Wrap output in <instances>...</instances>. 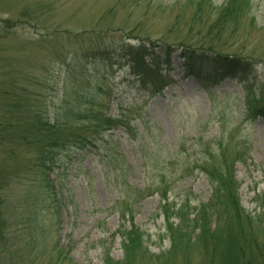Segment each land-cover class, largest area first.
Returning a JSON list of instances; mask_svg holds the SVG:
<instances>
[{"label": "rangeland", "instance_id": "rangeland-1", "mask_svg": "<svg viewBox=\"0 0 264 264\" xmlns=\"http://www.w3.org/2000/svg\"><path fill=\"white\" fill-rule=\"evenodd\" d=\"M212 2L220 7L223 0ZM241 12L215 29L218 9L197 11L195 0H0V116L19 109L52 116L63 99L59 69L72 61L76 69L85 63L90 80H78L84 86L101 84L99 101L111 99L109 114L128 124L115 122L102 130L99 148L65 150L49 174L51 189L38 187L42 175L34 166L7 169L12 179L4 195L21 197L12 209L31 206L45 230L37 232L35 264H105L106 256L112 264H224L227 240L208 237L170 247L160 235V190L169 207L187 201L181 211L212 197L207 205L212 227L217 224L222 236L229 225L238 232L239 216L227 209L225 195L211 196L207 176L193 163L201 155L214 157L221 167L233 162L240 206L264 223V209L257 204L264 197V117L255 107L264 104V0H250ZM142 40L157 50L164 42L172 48L170 62L154 61L151 75L145 72L140 80L121 47L134 48ZM184 44L199 53L193 73L179 54ZM212 51L249 65L245 71L227 70ZM247 92L254 107L245 111L239 101ZM198 147L202 154H195ZM131 222L145 238L128 255L115 231ZM243 228L258 232L260 245L245 238L252 245L239 264H264V231L253 224ZM28 239L21 236L18 243L26 248ZM56 242L68 259L57 256ZM19 252L0 250V257L5 255L0 264L20 258Z\"/></svg>", "mask_w": 264, "mask_h": 264}, {"label": "trees", "instance_id": "trees-1", "mask_svg": "<svg viewBox=\"0 0 264 264\" xmlns=\"http://www.w3.org/2000/svg\"><path fill=\"white\" fill-rule=\"evenodd\" d=\"M249 1L223 0L220 7L213 5L212 0H195V4L197 11L202 10L204 7L208 11L214 7L218 9L216 17V20H218L214 23L216 25L215 29H217L218 26H224L229 21H233L236 18L239 19L243 13L241 12L242 9H246ZM218 31L221 33L223 30L220 29ZM154 46L157 45L153 43L145 45V42L142 40L137 45H134V48L132 46H127V48L121 47L124 55L128 57L130 72H136L135 74L139 75L140 80H143L145 72H149L151 75L154 61H157L158 64L170 62L172 47L166 42H164L162 47L158 46L159 50L154 49ZM212 52L216 56V61L224 65L227 70L245 71L244 65H249L241 57L219 51ZM179 54L184 59L188 73H193L195 71L194 60L195 58L196 61L200 59L195 54L199 53L188 50L184 44ZM137 56L138 59H136ZM145 57H148V61L143 60ZM45 66L47 65H44V68ZM76 67L77 65L74 66L72 61L69 63L67 61L65 68L61 67L59 69L58 73L61 76L60 81L62 85L61 96H63V99L57 103L52 116H49L48 112L23 109L14 111L12 115L0 116V250L7 254H9L11 249L20 251V258H12L10 264H35V261L38 262L36 236L37 232L44 229L40 227L39 223L37 224L36 211L30 208L31 206L26 204V207L19 212L12 209L13 202L16 204L21 197L13 199L11 196L4 195L5 186L12 179V177H9L10 173L7 169L11 168L13 164L14 170L18 172L24 166L28 169L34 166L42 175L39 179L38 187L42 188L44 186L47 188L48 186L51 189L53 186L50 183L52 179L49 174L65 150H89V147L92 146L99 148L100 143L104 141V137H101L102 130L112 129L117 125L114 124L115 122L121 123L124 127L128 126L125 122H120L115 116L109 114L108 108L111 99L108 98L103 102L99 101L98 97L101 93L100 91L103 89L101 84L91 83L84 86L78 80L79 77L85 78L88 81L90 80L87 75L89 69L85 66V63L81 69H76ZM61 69H63L62 73ZM156 73L160 74L158 70H156ZM161 76L163 77V74ZM164 79L168 81V76L166 77L165 75ZM166 81L164 82L165 84ZM153 85L156 89H161L160 84L155 82ZM253 101L254 99L247 92L244 98L239 101V104L240 107H244L245 111H247L252 108V105L254 107ZM14 106L21 105L14 104ZM255 107L256 114L264 117V104ZM197 149L195 150V154L196 152L199 154L203 153L200 147ZM200 157L194 158L193 163L199 165L197 168L207 176L212 187L211 196L214 198L225 195L229 205L227 209L234 210L236 217L239 216L237 217L238 232L235 233L229 225L227 232L222 236L221 233H218L219 227L217 224L212 227V220L207 209V205L211 204L212 197L203 205H199L200 207L197 209L193 207L194 210H190V207L187 206L186 210L181 211L180 207L183 204L188 205L187 201H184L183 204L181 203L176 209H174V205L170 206L173 208L170 209L165 190H160V199L164 201L161 204L160 212L163 216L164 231L160 235L170 240V247L193 243L196 239L203 241L208 237L215 240H227V251L223 255L224 264H239L241 263L240 256L245 250L250 249L249 244L252 245V243H246L247 240L245 238L254 241L255 245H260L257 240L258 232L256 233L251 229L246 232L243 226L245 224L247 226L253 224L257 225L258 231H264V223L262 218L258 217V214L250 216L240 206L239 184L233 170H231L233 162L231 161L228 167H221V164L214 160V157ZM11 158L14 161L9 163L8 159ZM237 159H240L239 154ZM6 173H8V176H6ZM25 192H28L27 189ZM24 199L26 200V198ZM257 199L259 200L257 204L264 209V197ZM223 210L221 211L223 212ZM173 217H176V223L172 220ZM124 226L118 225L115 233L121 238L124 252L132 255L137 249L142 247L145 232H141L138 226L133 225V222H131L129 227ZM183 229H185L184 232L181 231ZM247 234L248 237L246 236ZM46 235L44 236L45 238L47 237ZM21 236L29 238L27 240L29 245L26 248L24 246L21 247L23 244L20 245L18 243V239ZM238 236L241 237L243 243H240V239L237 243ZM163 238L161 237L160 240ZM30 240L33 241L34 246ZM15 243L16 246L14 247ZM43 246L45 247V244ZM55 249L57 256L61 253L62 257L68 259L67 255L63 254L58 242H56ZM106 255H108V252H106ZM4 256L2 254L0 258ZM106 260L105 264H112L108 256H106Z\"/></svg>", "mask_w": 264, "mask_h": 264}]
</instances>
